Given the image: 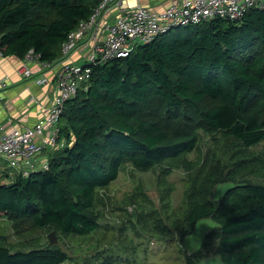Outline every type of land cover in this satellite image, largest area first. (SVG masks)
<instances>
[{
    "label": "trees",
    "instance_id": "trees-1",
    "mask_svg": "<svg viewBox=\"0 0 264 264\" xmlns=\"http://www.w3.org/2000/svg\"><path fill=\"white\" fill-rule=\"evenodd\" d=\"M100 0H0V52L41 61L62 55V44ZM207 104V108H202ZM194 111L216 132L245 147L264 140V8L239 22L215 19L180 26L140 46L130 57L93 68L87 90L66 104L61 137L49 169L29 178L0 176V217L87 237L100 228L97 193L130 164L149 170L193 152L195 128L170 134L148 119ZM211 218L220 229V264H264V185H236L219 202L193 206L190 227ZM58 247L12 252L0 245V264H63Z\"/></svg>",
    "mask_w": 264,
    "mask_h": 264
},
{
    "label": "rangeland",
    "instance_id": "rangeland-1",
    "mask_svg": "<svg viewBox=\"0 0 264 264\" xmlns=\"http://www.w3.org/2000/svg\"><path fill=\"white\" fill-rule=\"evenodd\" d=\"M148 119L161 122L172 135L195 128L197 148L149 170L122 166L118 179L97 193L93 213L99 230L87 237L56 233L58 244L52 247L69 257L63 264L221 263L219 226L208 218L190 227V212L204 200L221 201L233 186L264 185V140L245 147L209 128L194 111L166 118L162 107L156 106ZM53 154L46 151L41 161H49ZM10 172L15 173L14 169ZM54 231L0 217V245L12 252L47 248Z\"/></svg>",
    "mask_w": 264,
    "mask_h": 264
},
{
    "label": "built area",
    "instance_id": "built-area-1",
    "mask_svg": "<svg viewBox=\"0 0 264 264\" xmlns=\"http://www.w3.org/2000/svg\"><path fill=\"white\" fill-rule=\"evenodd\" d=\"M253 8H264V0H179L160 14L140 6L128 7L124 0H100L91 17L69 33L59 59L41 61L31 50L18 69L19 75L34 80L37 85H47L50 75H54L56 89L51 107L34 125L6 129L0 124V159L7 165L11 179L29 178L48 170L49 161H41L43 153L66 147L67 141L60 134L66 104L80 91L87 90L95 66L128 58L140 46L174 28L215 19L239 22ZM114 9L118 15L107 22ZM86 52L84 62L74 61L75 54ZM32 63H38L40 76H35L29 66ZM7 86L5 80L0 82L1 88ZM11 169L15 171L13 175Z\"/></svg>",
    "mask_w": 264,
    "mask_h": 264
},
{
    "label": "crops",
    "instance_id": "crops-1",
    "mask_svg": "<svg viewBox=\"0 0 264 264\" xmlns=\"http://www.w3.org/2000/svg\"><path fill=\"white\" fill-rule=\"evenodd\" d=\"M125 5L131 8L143 7L153 13L160 14L172 3L179 0H124ZM118 15L114 9L107 22L113 21ZM87 55L86 53H77L73 59L82 63ZM24 61L15 56L4 57L0 53V82L6 81V88L0 87V124L6 129L23 128L34 125L38 120L46 115L48 108L51 107L55 96L56 80L54 75H50L47 85H37L34 80L26 79L19 75L18 69ZM35 71V76L41 75L38 63L29 65ZM34 98L36 101H32ZM50 151V150H48ZM7 165L0 159L1 178L11 179ZM3 180V179H2Z\"/></svg>",
    "mask_w": 264,
    "mask_h": 264
},
{
    "label": "water",
    "instance_id": "water-1",
    "mask_svg": "<svg viewBox=\"0 0 264 264\" xmlns=\"http://www.w3.org/2000/svg\"><path fill=\"white\" fill-rule=\"evenodd\" d=\"M49 240H50V243H49L50 247L58 244V236L55 231L50 234Z\"/></svg>",
    "mask_w": 264,
    "mask_h": 264
}]
</instances>
